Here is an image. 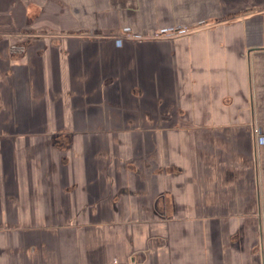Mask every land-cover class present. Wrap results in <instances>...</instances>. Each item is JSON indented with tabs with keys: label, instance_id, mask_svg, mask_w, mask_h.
<instances>
[{
	"label": "crops",
	"instance_id": "crops-1",
	"mask_svg": "<svg viewBox=\"0 0 264 264\" xmlns=\"http://www.w3.org/2000/svg\"><path fill=\"white\" fill-rule=\"evenodd\" d=\"M0 264H264V0H0Z\"/></svg>",
	"mask_w": 264,
	"mask_h": 264
},
{
	"label": "flooded vegetation",
	"instance_id": "flooded-vegetation-1",
	"mask_svg": "<svg viewBox=\"0 0 264 264\" xmlns=\"http://www.w3.org/2000/svg\"><path fill=\"white\" fill-rule=\"evenodd\" d=\"M251 9V8H250ZM83 32V29L80 28ZM59 30L56 29L55 26L52 25H45L41 27H33L28 24L26 29H23L21 33L14 34L11 37L10 42L7 45V50L9 54L12 56L23 55L26 53L29 46L39 40L43 36H47V32H53ZM85 30V29H84ZM92 30L91 33H96L100 29H90ZM174 198H171L170 201L174 202ZM153 213L155 218L161 219L162 221H170L172 220V214L168 213V211L163 207H157V205L153 206Z\"/></svg>",
	"mask_w": 264,
	"mask_h": 264
},
{
	"label": "rangeland",
	"instance_id": "rangeland-1",
	"mask_svg": "<svg viewBox=\"0 0 264 264\" xmlns=\"http://www.w3.org/2000/svg\"><path fill=\"white\" fill-rule=\"evenodd\" d=\"M55 2V1H54ZM60 7L59 6H53V7H43V9H40V8H32V10H33V15H31V16H29V18H30V20L31 19H33V21H42L43 22V20L44 19H48L49 20V18L51 17L53 20H54V18L56 19V20H59L60 19V17H59V12H61V10L59 9ZM94 8H83V10H84V12L86 13V14H88L89 13V11H90V13H92L91 12V10H93ZM36 12V13H35ZM37 15V16H36ZM57 17V18H56ZM124 19V18H123ZM29 19H28V21L25 23L26 24V26L28 27V24H29V21H30ZM32 21V20H31ZM125 19H124V22H121V27H126L125 26ZM60 23H57V22H54V24H53V26H55V27H59L58 25H59ZM43 26H45V25H43ZM24 27V28H23ZM22 28L23 29H26V27L25 26H23Z\"/></svg>",
	"mask_w": 264,
	"mask_h": 264
}]
</instances>
